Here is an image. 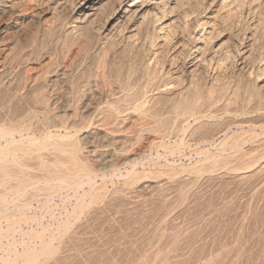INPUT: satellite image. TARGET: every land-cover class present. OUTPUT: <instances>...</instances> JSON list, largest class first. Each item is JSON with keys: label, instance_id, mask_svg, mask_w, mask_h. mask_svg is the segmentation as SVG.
Returning a JSON list of instances; mask_svg holds the SVG:
<instances>
[{"label": "bare ground", "instance_id": "obj_1", "mask_svg": "<svg viewBox=\"0 0 264 264\" xmlns=\"http://www.w3.org/2000/svg\"><path fill=\"white\" fill-rule=\"evenodd\" d=\"M0 34V264H67L58 251L72 226L139 191L144 203L163 195L175 209L155 218L141 252L106 264H264L260 252L249 262L242 231L198 253L195 221L168 220L210 181L264 195V0H0ZM193 142L214 152L196 146L186 167L157 162ZM154 148L166 155L147 165ZM114 180L123 188L108 195ZM24 197L55 227L37 208L26 215L34 205ZM55 197L74 199L63 218ZM216 216L208 209L202 220Z\"/></svg>", "mask_w": 264, "mask_h": 264}, {"label": "rangeland", "instance_id": "obj_2", "mask_svg": "<svg viewBox=\"0 0 264 264\" xmlns=\"http://www.w3.org/2000/svg\"><path fill=\"white\" fill-rule=\"evenodd\" d=\"M2 37H4V39L6 38L5 34H0V41L2 39ZM159 106V105H158ZM157 105L155 107H158ZM162 108V106L160 105L158 108H154L156 111H154V109L152 110V112H157V110L159 108ZM14 107H12L13 109ZM160 108V110H161ZM15 109H13L14 111ZM160 110H158L157 114L153 113V115H158L160 114ZM162 111V110H161ZM54 122H57L54 119H51L50 123L53 124ZM80 123V122H78ZM161 125V124H160ZM162 126V125H161ZM128 140V139H127ZM130 141V140H129ZM167 141L168 144V140ZM195 143V144H194ZM200 148H204V149H209L210 152H214V150L211 148H209V145L204 146V143H198L196 144V142L191 143V145L188 147H186V149H182L183 152H181V155L178 156H167L164 153V150H161L162 148H157L158 151L156 150V148L151 149L150 151L147 150L146 152V160L148 162L147 165H152L153 163H155L157 161V159L164 154L166 156H163V158H161L159 161H157L158 163L160 162V164H164L167 163L166 161H168L167 164H172L173 163L176 165L175 167H186V166H190L193 164V162H196L199 158V155H197L196 153L192 152V149H194L196 146H198ZM201 145V146H200ZM185 148V147H184ZM202 148V149H203ZM191 150V153L189 152ZM194 153V154H192ZM151 155V157H149L148 155ZM161 154V155H160ZM160 157H158V156ZM195 155H197V157H195ZM149 158V159H148ZM185 158V159H184ZM188 158V159H187ZM195 158V159H194ZM163 160V161H162ZM166 160V161H164ZM192 162V163H191ZM151 163V164H150ZM190 164V165H188ZM179 165V166H178ZM226 181V183H224ZM230 183H228V182ZM121 182V183H120ZM215 182V180L213 181ZM212 181H210V183L208 184H201L198 187L194 188V191L197 193L198 191V196H194L190 199V205H188L187 209H185L183 214H178L177 212L172 213V220H171V216H169L170 218H168V220L170 219V222H172L174 225L177 226H182L185 225L188 227V225H193L194 221H195V227L200 229H197L200 234H198L197 232L194 234H191L189 237L190 240V244L191 246H194L197 250L198 253H202L203 251H208L211 248H216L217 246L220 247L223 246L224 244H228L230 243L236 236L237 233L240 232V234H242V239L245 240L244 242H247L249 244L250 247V252L253 254H251L252 256L249 257V262L253 261L254 257L253 256H258V257H262L264 254V223H262V221H264V195L263 197L257 199V200H250L249 196H248V189L247 185H237L236 182L232 181V180H228V179H223L218 181L216 180L215 183H213ZM220 182V184H219ZM233 182V183H232ZM98 183L100 184V182L98 181ZM224 183V184H222ZM235 183V184H234ZM233 184V185H232ZM206 185V186H204ZM208 185V186H207ZM230 185V186H229ZM236 185V186H235ZM204 186V187H203ZM216 186V187H215ZM217 186H219L217 188ZM235 186V187H234ZM247 186V187H246ZM200 187V188H199ZM206 187V188H205ZM230 187V188H229ZM234 187V188H233ZM238 187V188H237ZM123 188V183L121 180H114L113 182H108L105 185V192L110 195L112 194L114 191H120ZM216 188V189H215ZM247 190H246V189ZM197 189V190H196ZM223 189V190H222ZM228 189V190H227ZM237 190V192H235V190ZM219 190V191H218ZM233 190V191H231ZM208 191V192H207ZM218 191V192H217ZM140 192V193H139ZM136 194H130V198H128V200L133 199L132 202L131 201H125V202H120V201H113V202H109L106 205L103 206V214L101 213L102 210L99 213H93L88 215V213H86L87 216L84 215L83 218H81V222L76 223L75 225L72 226V229L69 231L70 233H68V238L70 239H66L65 245L63 247H61L62 249L59 250L58 252H62L65 254V260L67 262V264H106L108 262H112V260L116 263H122V261L124 262L125 259H130V257L132 258L135 254L137 255L139 252H141L144 247L148 244L147 242H150L151 239V235H153V231H151V229L153 230L154 226L156 225V220L157 218L162 215L164 212L168 211V210H172L173 208L175 209V204H177L176 202L174 203L172 201V198H169L166 196V199L168 198V200L162 199L164 197H162L163 195H160V199L159 197H153L151 200H147V202L145 201L144 203V196L146 192L144 191H139ZM224 192V193H223ZM200 193V194H199ZM238 193V194H237ZM140 194V195H138ZM142 194H144V196H141ZM206 194V195H205ZM167 195V194H166ZM200 195V196H199ZM205 195V197H203ZM135 196V197H134ZM139 196V197H138ZM232 197V198H231ZM28 200H25V199ZM22 198L24 201L29 202V197H24ZM134 198L136 200H134ZM159 200H157V199ZM230 198V199H229ZM263 198V199H262ZM21 199V200H22ZM59 198H54L53 199V205L55 206L56 204H58L57 206H55V208L57 209L55 211L56 215L59 216L58 214H62V218L65 217L64 211H71V207L74 204V199H69L71 200V202L67 201L66 204L63 205L62 201L58 200ZM143 199V200H142ZM194 199V200H193ZM199 199V200H198ZM202 199V200H201ZM228 199V201L226 200ZM232 199V200H231ZM234 199V200H233ZM22 200V201H23ZM204 200V201H203ZM214 200V202H213ZM263 200V201H261ZM31 201V200H30ZM35 201V202H33ZM60 201V202H59ZM140 201V205L138 204V202ZM216 201V202H215ZM230 201V203H229ZM260 201V202H259ZM33 202V203H31ZM31 202H29L30 204L34 205H30L32 207H30V209L32 210H28L26 209V215L29 216H33L35 215L36 209L37 208V213L40 212L39 207H37V200H32ZM129 202H131V204H129ZM134 202V203H133ZM137 202V203H136ZM221 202L222 205H226L227 207L224 208V210H220L222 205L217 206L219 203ZM233 202V203H232ZM256 202V203H255ZM258 202V203H257ZM36 203V204H35ZM61 203V204H60ZM70 203V205H69ZM112 203V204H111ZM121 203V204H120ZM124 203V204H123ZM155 203V204H154ZM166 203V205H165ZM198 203V204H197ZM206 203V204H205ZM232 203V205L230 206V204ZM239 203V204H238ZM60 204V205H59ZM126 204V205H125ZM138 206H137V205ZM146 204V205H145ZM154 204V205H153ZM196 204V205H195ZM249 204V205H248ZM63 205V206H62ZM132 205V206H131ZM134 205V206H133ZM195 205V206H194ZM206 205V206H204ZM244 205V206H243ZM63 210H62V207ZM66 206V207H65ZM118 206V207H117ZM130 206V207H128ZM157 206V207H156ZM169 206V207H168ZM192 208H191V207ZM215 206V207H214ZM250 206V207H249ZM121 207V208H120ZM123 207V210H122ZM170 207H173L172 209ZM213 207V209H212ZM230 207V208H229ZM247 207V209H246ZM34 208V210H33ZM61 208V209H59ZM66 208V209H64ZM118 208V209H117ZM135 208V210H134ZM157 208V209H156ZM169 208V209H168ZM202 208V209H201ZM215 208V209H214ZM220 208V209H219ZM248 208H250L248 210ZM132 209V210H131ZM190 211H189V210ZM206 209V210H205ZM213 211L217 216L214 220V222H212L211 224H206L202 219L204 214L207 212V210ZM226 209V210H225ZM229 209V210H228ZM232 209V210H231ZM39 210V211H38ZM127 210V214L126 213ZM131 210V211H130ZM216 210V211H215ZM228 210V211H227ZM247 210V211H246ZM30 211V212H29ZM60 211V212H59ZM66 211V212H67ZM130 211V212H129ZM205 211V213H204ZM227 211V212H226ZM245 211V212H244ZM249 211V212H248ZM32 212V213H31ZM34 212V213H33ZM62 212V213H61ZM65 212V213H66ZM106 212V213H105ZM163 212V213H162ZM188 212V213H187ZM194 212V213H193ZM198 212V213H197ZM203 212V213H202ZM223 212V213H222ZM249 214H248V213ZM30 213V214H29ZM58 213V214H57ZM153 213V214H152ZM187 213V214H185ZM36 214L40 217H43V223L47 225V223L49 222L50 225H54L52 224L53 221L52 219H49L50 216L45 215L41 212ZM101 214V215H100ZM125 214V215H124ZM248 214V216H246ZM255 214V215H254ZM104 215V216H102ZM146 215V216H145ZM159 215V216H158ZM184 215V216H183ZM221 215V216H220ZM226 215V216H225ZM245 215V217H241V216ZM254 215V216H253ZM263 215V216H262ZM60 216V217H61ZM100 216V218H99ZM179 216V217H178ZM237 216H240L237 217ZM45 217V220H44ZM157 217V218H156ZM191 217V218H189ZM236 217V218H235ZM254 217V218H253ZM261 217V218H260ZM87 218V219H86ZM98 218V219H97ZM107 218V221H106ZM156 218V220H155ZM199 218V219H198ZM222 218V219H221ZM224 218V220H223ZM239 218V220H237ZM246 218V219H245ZM49 219V220H48ZM131 219V220H130ZM261 219V220H260ZM130 220V221H129ZM150 220V221H148ZM155 220V221H154ZM190 220V221H189ZM243 220V221H242ZM245 220V221H244ZM98 221V222H97ZM111 221V222H110ZM134 221V222H133ZM153 221V222H151ZM200 221V222H199ZM203 221V222H201ZM220 221V222H219ZM223 221V222H222ZM239 221V222H238ZM107 222V223H106ZM115 222V223H114ZM131 222V223H130ZM138 222V223H137ZM141 222V223H140ZM189 222H191L190 224H188ZM234 222V223H233ZM240 222H245L244 224L242 223V225H240ZM30 222L29 224V228L31 225L32 229H38V226L36 223H32ZM83 223V224H82ZM147 223V224H146ZM196 223L198 224V226L196 225ZM203 223V224H202ZM228 223V224H227ZM232 223V224H231ZM238 223V224H237ZM256 223V224H255ZM259 223V224H258ZM110 224V225H109ZM119 224V225H118ZM201 224V225H200ZM237 224V225H235ZM82 226L80 228H82V230L77 229L78 226ZM87 225V226H86ZM134 225V227H133ZM154 225V226H153ZM204 225V226H202ZM209 227H208V226ZM219 225V226H217ZM233 225V226H232ZM245 227H244V226ZM253 225V226H251ZM37 226V227H36ZM201 226V227H199ZM229 226V227H228ZM240 226V227H239ZM243 226V227H242ZM55 227V225L53 226ZM87 227V228H86ZM98 227V228H97ZM139 227V228H138ZM151 227V229H150ZM211 227V228H210ZM225 227V228H223ZM239 227V228H238ZM86 228V229H85ZM93 228V229H92ZM120 228V229H119ZM207 228H209L207 231ZM240 229V231L238 229ZM244 228V229H243ZM252 228V229H251ZM256 228V229H255ZM78 231H77V230ZM134 229V230H133ZM141 229V230H140ZM203 229V230H202ZM237 229V230H236ZM255 229V230H254ZM91 230V231H90ZM124 230V231H122ZM145 230V231H144ZM74 231H77L76 233H74ZM81 231V232H79ZM83 231V232H82ZM93 231V232H92ZM97 231V232H96ZM130 231V232H129ZM150 231V232H149ZM207 231V232H206ZM212 231V232H211ZM237 231V233L235 232ZM242 231V232H241ZM248 233H247V232ZM143 232V233H141ZM206 232V234H205ZM221 232V233H220ZM232 232V233H231ZM251 232V233H249ZM73 233V234H72ZM78 233V234H77ZM84 233L85 234L84 236ZM98 233V234H97ZM107 233V234H106ZM134 233V234H133ZM136 233L138 235H136ZM149 233V234H148ZM204 233V234H203ZM207 233H210V235ZM214 233V235H213ZM254 233V234H253ZM72 235V238L70 237V235ZM76 236H75V235ZM89 234V235H88ZM96 234V235H95ZM196 234V235H195ZM198 234V235H197ZM247 234V237H246ZM249 234V235H248ZM257 234V235H256ZM80 235V236H79ZM91 235V236H90ZM200 235V236H199ZM234 235V236H233ZM75 236V238H73ZM121 236V237H120ZM192 236H195V238H193ZM209 236V237H208ZM211 236V237H210ZM232 236V237H231ZM259 239H258V237ZM90 237V238H89ZM215 237V238H214ZM228 237V238H227ZM234 237V238H233ZM253 237V240H252ZM79 238V239H78ZM89 238V239H88ZM141 238V239H140ZM198 238V239H197ZM205 238V239H204ZM214 238V239H213ZM233 238V239H232ZM245 238V239H244ZM249 238V239H248ZM73 239V240H71ZM126 239V240H125ZM195 239V240H194ZM203 239V240H202ZM208 239V240H207ZM217 239V241H216ZM70 240V241H69ZM128 240V242H127ZM131 240V241H130ZM139 242H138V241ZM188 240V243H189ZM191 240H193L194 242L196 241V243L192 242ZM200 240V241H198ZM206 240V241H205ZM211 240V241H210ZM213 240V241H212ZM75 241V242H73ZM77 241V242H76ZM88 241V242H87ZM145 241V242H144ZM198 241V242H197ZM209 243H208V242ZM71 242V243H70ZM82 242V243H81ZM127 242V243H126ZM130 242V243H129ZM74 243V244H73ZM111 243V244H110ZM129 243V244H128ZM139 243V244H138ZM144 243H147L144 245ZM210 243H214L216 245H210ZM70 244V245H69ZM83 244V245H82ZM88 244V245H86ZM121 244V245H120ZM198 244V245H197ZM204 246H203V245ZM206 244V245H205ZM219 244V245H218ZM223 244V245H222ZM258 244V245H257ZM38 245V243H37ZM81 245V246H80ZM85 245V246H84ZM111 245V246H109ZM125 245V246H124ZM128 245V246H127ZM134 247H133V246ZM142 245V247L140 246ZM202 246L201 249H203L201 251L200 247ZM263 245V246H262ZM113 246V248H112ZM117 246V248H116ZM122 249H119V247ZM124 246V247H123ZM137 246H140L137 248ZM209 246H212L211 248ZM214 246V247H213ZM258 246V247H257ZM71 247V248H70ZM86 247V248H85ZM94 247V248H92ZM97 247V248H96ZM132 249H130V248ZM209 247V248H208ZM64 248V250H63ZM73 248V249H72ZM89 248V250L87 249ZM92 248V249H91ZM105 248V249H104ZM109 248V249H108ZM135 248V249H134ZM259 248V249H257ZM19 250H22V248L20 246H18ZM66 249V251H65ZM78 249V250H77ZM127 249V251H126ZM254 249V250H253ZM75 250V251H74ZM91 250V252H90ZM131 250V252L129 251ZM134 250V252H132ZM78 251V252H77ZM81 251V253L79 252ZM76 252V253H75ZM84 252V253H83ZM90 252V254H89ZM122 252V253H121ZM130 252V253H129ZM259 252L260 255L259 256ZM80 255H79V254ZM119 253V256H118ZM123 253L125 255H123ZM137 253V254H136ZM255 253V254H254ZM258 253V254H257ZM262 253V254H261ZM74 254V255H73ZM76 254V255H75ZM87 254V255H86ZM122 254V255H120ZM130 257H129V255ZM76 256V257H75ZM124 256V257H123ZM105 259H104V258ZM121 257V260H120ZM264 257V256H263ZM51 258H54L53 256L48 257V259L52 260ZM252 260H251V259ZM80 259V260H79ZM83 259V260H82ZM92 259V260H91ZM109 259V260H108ZM264 260V258H261V260ZM262 260V261H263ZM71 261V262H70ZM79 261H81L79 263ZM119 261V262H118ZM96 262V263H95ZM250 264V263H249Z\"/></svg>", "mask_w": 264, "mask_h": 264}]
</instances>
